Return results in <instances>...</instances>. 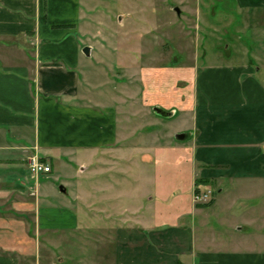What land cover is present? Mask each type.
I'll use <instances>...</instances> for the list:
<instances>
[{
  "label": "crops",
  "instance_id": "1",
  "mask_svg": "<svg viewBox=\"0 0 264 264\" xmlns=\"http://www.w3.org/2000/svg\"><path fill=\"white\" fill-rule=\"evenodd\" d=\"M233 2L240 35L253 38L251 56L240 48L231 63L182 65L157 83L154 69L140 68L141 107L189 118L192 191L188 202L177 194L169 218L100 206L91 195L95 218H128L92 228L110 239L113 264H264V0ZM91 9L89 0H0V264H48L41 244L50 250L49 234L78 229L83 193L76 188L69 207L62 201L67 188L53 183L62 165H83L84 152L113 172L110 182L124 179L126 104L135 93L121 78V90L101 89L111 79L100 64L111 65L91 58L107 49L79 38L93 34ZM31 155L50 166L36 181ZM199 184L218 186L211 202L193 201Z\"/></svg>",
  "mask_w": 264,
  "mask_h": 264
},
{
  "label": "rangeland",
  "instance_id": "2",
  "mask_svg": "<svg viewBox=\"0 0 264 264\" xmlns=\"http://www.w3.org/2000/svg\"><path fill=\"white\" fill-rule=\"evenodd\" d=\"M89 1L92 9L86 18L90 24L87 26L84 20L81 24L93 34L86 35L81 30L79 38L82 43L102 45L107 49L101 50L97 58L95 55L91 58L111 65L109 68L107 64H100L111 79L101 89H107L108 93L116 87L121 90V84H118L121 78L123 87L135 93L134 100L127 101L124 121L127 135L124 153L128 162L124 165V179L115 182H110L108 177L113 172L106 173L104 165L99 164L96 157L90 158L88 153L80 155L83 165L60 167L58 179L53 181L54 188L59 191L60 187H65L69 194L59 197L69 207L74 190L80 188L84 201L81 208L86 210L80 211L75 206L78 229L66 227L50 233V250L46 251L45 245L42 247L41 244V252L48 257V264H113L110 239L102 233L96 235L92 228L98 223L104 229L106 222L115 227L128 218L118 217L115 212L109 213L112 215L108 219L104 214L95 218L87 206L91 195H95L94 202L100 206L109 204L113 209H141L144 214L155 211L165 218L174 214V199L181 191L184 196L179 198L190 201L194 167L190 162V137L175 138L176 134L187 130L189 118L185 119L179 113L161 117L149 108L141 107L137 93L140 91L137 89L142 88L140 68L154 69L157 83L161 77L171 78V70L174 72L182 65L231 63L240 48L248 58L253 47V38L240 35L243 29L233 0ZM261 22L264 24L263 20ZM181 84L179 82L178 86ZM145 155L151 160L143 161ZM260 186L264 189V184ZM248 187L246 185L245 189ZM100 190L104 192H98ZM199 191H210L213 198L218 194V186L199 184ZM149 196L151 200L147 201ZM251 200L252 197L245 201ZM44 238H40L41 242Z\"/></svg>",
  "mask_w": 264,
  "mask_h": 264
},
{
  "label": "built area",
  "instance_id": "3",
  "mask_svg": "<svg viewBox=\"0 0 264 264\" xmlns=\"http://www.w3.org/2000/svg\"><path fill=\"white\" fill-rule=\"evenodd\" d=\"M26 168L33 177L50 172V166L36 155L27 157ZM192 198L197 204H206L211 200V192L195 191Z\"/></svg>",
  "mask_w": 264,
  "mask_h": 264
},
{
  "label": "water",
  "instance_id": "4",
  "mask_svg": "<svg viewBox=\"0 0 264 264\" xmlns=\"http://www.w3.org/2000/svg\"><path fill=\"white\" fill-rule=\"evenodd\" d=\"M175 11L177 13H179V10L177 8H175ZM82 52L85 55H89V47H87V46L84 47L82 49ZM153 111L156 115L161 116V117H170L174 114V111H167V110H164L163 108H160V107H154ZM188 136H189V133L183 132V133L176 134L175 138H176V140H183V139L187 138ZM60 190L64 191L62 187H60Z\"/></svg>",
  "mask_w": 264,
  "mask_h": 264
},
{
  "label": "trees",
  "instance_id": "5",
  "mask_svg": "<svg viewBox=\"0 0 264 264\" xmlns=\"http://www.w3.org/2000/svg\"><path fill=\"white\" fill-rule=\"evenodd\" d=\"M198 182H199V181H198ZM198 182H196V183H198ZM209 202H211V200H210ZM179 264H181V263H179Z\"/></svg>",
  "mask_w": 264,
  "mask_h": 264
}]
</instances>
